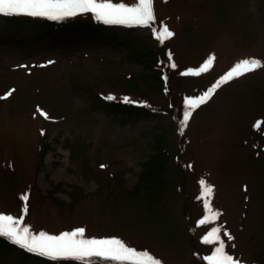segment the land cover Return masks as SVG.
Segmentation results:
<instances>
[{
    "label": "rangeland",
    "instance_id": "obj_1",
    "mask_svg": "<svg viewBox=\"0 0 264 264\" xmlns=\"http://www.w3.org/2000/svg\"><path fill=\"white\" fill-rule=\"evenodd\" d=\"M154 10L152 27L175 33L163 43L151 27L102 21L100 35L40 36L48 18L0 14V213L19 217L27 194L34 233L84 228V238L116 237L163 264H208L218 244L203 237L220 227L228 254L264 264V68L221 85L181 123L185 98L242 59L264 61V0H154ZM63 20L98 23L92 13ZM209 56L208 72L181 75ZM108 96L149 111L121 113ZM66 261L0 242V264Z\"/></svg>",
    "mask_w": 264,
    "mask_h": 264
},
{
    "label": "snow or ice",
    "instance_id": "obj_2",
    "mask_svg": "<svg viewBox=\"0 0 264 264\" xmlns=\"http://www.w3.org/2000/svg\"><path fill=\"white\" fill-rule=\"evenodd\" d=\"M83 13H92L96 20L105 24L151 27L154 35L161 43L175 35L166 24L159 30L152 27L157 19L154 0H133L131 5L124 2H113V0H0V14L5 16L24 15L45 17L58 21ZM169 58L171 59L170 53ZM214 60V56H209L198 69H188L181 75L199 76L201 73H206L212 68ZM169 67L175 69L177 65L170 63ZM262 68H264V61L259 58L242 59L202 95L196 98H185L186 107L183 112L182 126L187 127L193 111L205 104L221 85L245 73ZM11 94L10 91L7 95ZM106 99L113 100L115 97L108 96ZM124 101L132 102L128 97H125ZM40 115L49 118L47 113L42 110H40ZM255 126L259 127V122ZM200 183L203 186V196H211L214 192L213 187L203 180ZM28 199L27 194L22 196L25 203L19 217L0 213V237L6 238L12 244L18 245L30 253L48 257L53 261L75 259L85 261L86 264L87 260L94 256L117 261L119 264H163L161 259L154 257L147 250H138L116 237L84 238V228L65 231L58 235L49 234L45 231L34 233L31 227L24 222L25 216L29 213ZM205 208H209L207 200H205ZM218 217V212H211L213 220ZM208 219L209 217L206 216L199 223L203 225ZM221 231L220 227H214L203 237V242L206 244H218L212 254L203 259L208 264H242L239 259L234 258L226 251V243L221 238ZM224 235L229 241L234 239L230 233L224 232Z\"/></svg>",
    "mask_w": 264,
    "mask_h": 264
},
{
    "label": "trees",
    "instance_id": "obj_3",
    "mask_svg": "<svg viewBox=\"0 0 264 264\" xmlns=\"http://www.w3.org/2000/svg\"><path fill=\"white\" fill-rule=\"evenodd\" d=\"M80 21H74V20H46L44 23L45 29L41 32V35L47 36L50 33H54L56 30H64L65 32L69 34H88V35H96L98 33L104 32L97 24L91 23V24H79ZM90 23V22H87ZM100 35V34H98ZM163 64V58L158 54L155 60H151V67L155 69L154 73L152 74L153 79H158V81L161 82L162 75L164 74L162 71ZM107 107H114L117 109V111H121V113L124 114H140L144 110H148L146 106H142L140 103H136L132 101L131 103H127L124 101V99L119 100H113L110 102H105ZM149 111V110H148ZM0 242H4L5 238L0 237ZM66 264H86L85 261L80 260H67L65 262ZM87 264H90L87 262Z\"/></svg>",
    "mask_w": 264,
    "mask_h": 264
}]
</instances>
